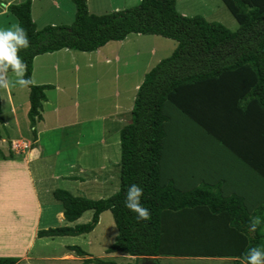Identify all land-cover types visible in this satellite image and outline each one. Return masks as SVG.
<instances>
[{
    "label": "trees",
    "instance_id": "obj_1",
    "mask_svg": "<svg viewBox=\"0 0 264 264\" xmlns=\"http://www.w3.org/2000/svg\"><path fill=\"white\" fill-rule=\"evenodd\" d=\"M221 1L239 24L237 31L180 14L175 0H142L103 16L89 13L88 0H72L74 24L42 31L32 18V0L8 6L30 37V47L20 54L26 61L25 76L32 81V128L42 121L46 92L53 88L33 83L38 56L63 50L94 53L132 34L178 43L174 54L137 90L132 122L121 131L119 191L108 199L90 200L56 190L54 198L69 225L41 231L39 238L89 234L110 211L119 235L107 252L133 257V264L143 259L159 264L162 257L240 261L247 248L264 244V232L245 228L250 216H264V0ZM2 114L0 96V127ZM33 133L36 142V129ZM179 145L187 150L183 156L196 163L188 170L193 174L188 189L181 186L180 156L173 152ZM14 158V153L7 157L0 151V160ZM132 183L144 189L148 221L138 222L124 206ZM87 213L92 219L78 225ZM211 229L219 234L215 250L209 249ZM72 251L85 255L76 247ZM17 263L15 258H0V264ZM91 263L113 264L86 261Z\"/></svg>",
    "mask_w": 264,
    "mask_h": 264
},
{
    "label": "rangeland",
    "instance_id": "obj_2",
    "mask_svg": "<svg viewBox=\"0 0 264 264\" xmlns=\"http://www.w3.org/2000/svg\"><path fill=\"white\" fill-rule=\"evenodd\" d=\"M21 1L0 0V6ZM141 1L88 0V10L91 15L103 16L137 6ZM175 1L177 12L184 16L219 22L233 32L239 29V24L221 0ZM75 16L72 0H36L32 5V18L39 31L49 26H72ZM15 21L18 24L11 15L0 16V28L14 25ZM177 48L178 43L174 40L132 34L126 40L111 42L94 53L63 51L37 57L34 61L36 75L32 78L34 85L47 80L53 84L46 93L48 103L44 106L43 120L35 125L38 143L28 118L29 89L15 85V75L8 74L13 84L7 89L0 87L4 119L0 127V151L7 157L11 152L16 155L14 159L2 162H21L29 148L34 150L33 145L42 151V160L38 156L40 152L31 153L30 158L41 213L33 235V213L27 218H10L21 226V250L11 255V250L4 252L0 249V258L18 259L17 264H86L87 260L113 264L135 262V258L128 255H109L107 252L119 235L110 211L101 215L93 232L80 237L52 239L39 238L38 234L69 225L57 215L63 206L54 198L56 190L90 200L108 199L119 191L121 131L132 122L136 87H140L146 76L170 58ZM14 139L16 142L11 141ZM30 191L28 186L22 192ZM19 205L22 209H33V206ZM3 219L8 221L6 216H1L0 221ZM91 219L92 214L87 213L77 224H87ZM23 224L27 225L26 232ZM2 235L4 243H11V232ZM72 247L81 249L85 255L79 256ZM62 254L67 257L62 259ZM158 261L159 264H240L234 259L209 258L162 257Z\"/></svg>",
    "mask_w": 264,
    "mask_h": 264
},
{
    "label": "crops",
    "instance_id": "obj_3",
    "mask_svg": "<svg viewBox=\"0 0 264 264\" xmlns=\"http://www.w3.org/2000/svg\"><path fill=\"white\" fill-rule=\"evenodd\" d=\"M12 1H20V0H12ZM35 1L36 0H32V5H34ZM10 4H12V3L8 2V3L0 6L2 8V9H0V16H2V17L3 16H7V15L13 16L7 10L8 6ZM16 23L17 22L15 21V24ZM5 28H7L6 25H5ZM63 51L71 52L70 50H63ZM63 51H60V52H63ZM57 53H59V52H57ZM45 55L52 56V54H45ZM54 69H55V71H57V69L55 67H54ZM35 75H36V66H35V71H33V77H35ZM36 85H49V86H52L53 84H50V80H47L46 82L41 81V82H39ZM138 88H139V86L136 87L137 90H138ZM6 89H7V87H6ZM46 96H47V94H46ZM9 101H10V98H9ZM47 103H48V98H47V101L43 104V108L41 110L42 120H43V115L42 114H43V111H44V106ZM10 107L12 109L11 104H10ZM29 109H28V111H29ZM32 129H36V127L32 128ZM42 133H44V132L42 131ZM11 141L12 142H16V139L11 140ZM36 142L37 143L40 142V141H38V138H37ZM180 146H183V145H179V146L173 147V152L179 154L178 157L180 156L179 160H177V162L180 165V168H181V170L183 172L182 173L183 177H181L179 179L180 182H181V186L184 189H188V186H191L192 183H193L191 181V178H192L191 176L193 174H190L188 170L194 169V166H195L196 163L193 160H190L188 157H184L183 156L184 153L182 154L181 152H186L187 150H186L185 147H180ZM37 152H40L41 154L39 155ZM31 153H32V155L34 153H37L38 156H40V160H42V158H43L41 156L42 155V151H40V149L39 150L34 149V150H31L28 153H26L27 156H24L25 158L23 157L21 162L20 161L19 162H16V161H13V162H2L3 160H0V219H1V216H6V218L8 219V221L4 220L5 218L2 221H0V249H3L4 252H7V250H11L12 251L10 253L11 255L12 254L15 255V251L21 250L20 248H21V245H22L21 240L23 238V236H22L23 232L21 230V226L19 224H17V223H14L12 220H10V218H12V217H23V218L26 217L27 218V217H30L32 215V213H33L34 220H33V224H32L33 225L32 226L33 229L31 228V234H32V232L34 231V229H36L37 224H38L37 217H39V213H41V209H38L39 208V204H38L39 192L37 190V186H35L34 172L30 169L31 167H33V164H31L32 159H30L31 158ZM176 168H179V166L176 165ZM28 186L31 187L30 193L22 192L24 187L27 188ZM18 202L24 204V206H25V204H26V206L29 205L30 207L33 206V209H31V210H29L27 208L22 209L21 206L19 205L20 203L17 204ZM57 215H60L65 220L64 215H63V210L60 211ZM209 219H210V216H209ZM213 226H214L213 228H216V229L218 228V226L216 227V225H213ZM219 226H221V225H219ZM22 227L25 229V232H26L27 231L26 230L27 225L23 224ZM8 231L12 233V236L10 237L12 239V241H11V243L10 242L4 243V240H1L2 237L4 236L2 234H5V232H8ZM32 235H31V237L29 239L30 244L32 243V240H33V236ZM218 235H217L216 232H213L212 229L209 231V249H213V250L218 249V246H217L218 241L216 239ZM1 253L2 252L0 251V255H1ZM2 256H3V254H2ZM63 257L66 258L67 256L62 254L61 258L64 259ZM216 259H219V258H216Z\"/></svg>",
    "mask_w": 264,
    "mask_h": 264
},
{
    "label": "clouds",
    "instance_id": "obj_4",
    "mask_svg": "<svg viewBox=\"0 0 264 264\" xmlns=\"http://www.w3.org/2000/svg\"><path fill=\"white\" fill-rule=\"evenodd\" d=\"M29 47L30 37L22 25L14 24L7 28H0V87L13 84L8 76L9 73L15 75V85L20 87L31 85V79L25 76L26 61L20 54L22 50ZM28 150L31 151L30 148ZM143 196L144 189L140 185L132 183L127 186L124 206L135 214L138 222L151 219L150 209L142 203ZM245 228L250 233L264 232V216H250L245 223ZM239 259L240 264H264V244L247 248ZM150 261L154 260L150 259Z\"/></svg>",
    "mask_w": 264,
    "mask_h": 264
},
{
    "label": "flooded vegetation",
    "instance_id": "obj_5",
    "mask_svg": "<svg viewBox=\"0 0 264 264\" xmlns=\"http://www.w3.org/2000/svg\"><path fill=\"white\" fill-rule=\"evenodd\" d=\"M141 264H154V262L153 261H142V263Z\"/></svg>",
    "mask_w": 264,
    "mask_h": 264
},
{
    "label": "water",
    "instance_id": "obj_6",
    "mask_svg": "<svg viewBox=\"0 0 264 264\" xmlns=\"http://www.w3.org/2000/svg\"><path fill=\"white\" fill-rule=\"evenodd\" d=\"M142 261H150V259H143V260H141L139 263L141 264L142 263Z\"/></svg>",
    "mask_w": 264,
    "mask_h": 264
},
{
    "label": "built area",
    "instance_id": "obj_7",
    "mask_svg": "<svg viewBox=\"0 0 264 264\" xmlns=\"http://www.w3.org/2000/svg\"><path fill=\"white\" fill-rule=\"evenodd\" d=\"M14 146H15V144H14Z\"/></svg>",
    "mask_w": 264,
    "mask_h": 264
}]
</instances>
